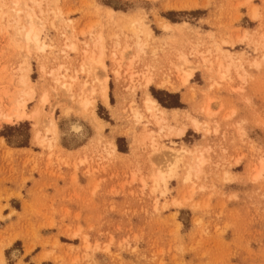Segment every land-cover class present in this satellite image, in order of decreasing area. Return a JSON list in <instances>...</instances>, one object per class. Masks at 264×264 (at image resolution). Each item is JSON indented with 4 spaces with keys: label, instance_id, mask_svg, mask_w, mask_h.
I'll use <instances>...</instances> for the list:
<instances>
[{
    "label": "rangeland",
    "instance_id": "374dc122",
    "mask_svg": "<svg viewBox=\"0 0 264 264\" xmlns=\"http://www.w3.org/2000/svg\"><path fill=\"white\" fill-rule=\"evenodd\" d=\"M43 6L50 15L36 13L48 47L28 52L14 18L1 14L10 4L0 3L2 264H264V0ZM99 35L105 68L83 70L90 53L100 55ZM26 76L30 118L7 124ZM165 78L174 90L159 88ZM106 79L109 105L92 94ZM146 93L172 106H163L166 128L146 112ZM86 99L92 106L83 108Z\"/></svg>",
    "mask_w": 264,
    "mask_h": 264
},
{
    "label": "bare ground",
    "instance_id": "6f19581e",
    "mask_svg": "<svg viewBox=\"0 0 264 264\" xmlns=\"http://www.w3.org/2000/svg\"><path fill=\"white\" fill-rule=\"evenodd\" d=\"M47 1H49V0H0V3H3L4 4V6H7V4H10V9H7L6 11H3V12H1V14L3 15V16H5V15H8V14H11L10 16L11 17H13L14 18V22H15V31H16V33H17V35H18V37L26 44V48H27V50H28V52L32 49V48H34V50L35 49H37V50H39V51H44L47 47H48V45H46V43H45V41L42 39V30H41V26H42V23H43V19H40L39 18V16L37 15V13H36V9L39 11V15L40 16H46V15H50L49 14V12L48 11H46L45 9H44V3L45 2H47ZM61 11H58V12H55V14H54V18L56 19V20H59V21H62V17H61V13H60ZM109 13L110 14H115V11L114 10H111V9H109ZM255 13V12H254ZM108 16H109V14H108ZM138 20H140V19H138ZM142 20V19H141ZM140 20V21H141ZM21 22H24V25H22L21 24ZM62 22H64V21H62ZM61 23V22H60ZM132 23H138V26L137 27H139V21L138 22H132ZM132 23H130V25L132 24ZM144 23V22H143ZM142 23V24H143ZM64 24V23H63ZM142 24H140V26L142 25ZM66 26H68V24L66 23L65 24ZM144 25V24H143ZM147 25V24H146ZM161 25V24H160ZM164 25V24H163ZM132 26V25H131ZM130 26V27H131ZM162 26V25H161ZM172 26V24H170V23H166L165 25H164V27H165V29H168V28H170ZM129 27V26H128ZM145 27H147V26H142V28L144 29ZM134 28V27H133ZM140 28V27H139ZM63 29V28H62ZM145 29H147V28H145ZM133 30H135V29H133ZM64 31V30H63ZM73 31V30H72ZM136 31V30H135ZM134 31V32H135ZM138 31V30H137ZM137 31H136V35H135V37L137 38L138 36V34H137ZM146 31V30H145ZM139 32V31H138ZM143 32V34H145L144 36H148V34L147 33H144V31H142ZM146 32H149V34L151 33V31L149 30V28L147 29V31ZM133 33V32H132ZM140 34H142V33H140ZM245 35H247L246 33H245ZM102 35H99V36H97V38H96V40H93V43H92V48H96L95 50H97V49H99L98 50V52L100 51V55L98 56H96V57H93V52H92V50H91V52L92 53H90V55H89V53L87 52V51H85V53H87L88 55H89V57H87V58H85L86 60H85V63L82 65V68H83V70L85 69V68H87L88 66L89 67H100V68H105V63H104V60H103V40H102V37H101ZM116 37H117V35H116ZM244 37V36H243ZM247 37V36H246ZM263 37H264V35H263ZM72 38V37H71ZM243 39H246L245 37L243 38ZM68 40V39H67ZM71 40V39H70ZM68 42H69V40H68ZM135 43H137V44H135V46H137V48H138V50L139 49H141V47H144L142 44H140L139 42H137V39H136V42ZM116 44V43H115ZM87 45V44H86ZM66 48H68V49H70V50H73V51H76L77 50V45L75 44V43H73V42H69V44H66ZM90 49V48H89ZM125 49H127V47H125ZM137 52V51H136ZM91 54H92V57H91ZM99 54V53H98ZM112 55V54H111ZM115 56H113L114 57V62H115V65H116V67L117 66H119V64H120V62L123 60V57L122 58H120L121 56H117V54L115 53L114 54ZM86 55H84V57H85ZM94 56H95V54H94ZM180 58H182L181 59V65H185V64H187L188 63V61H187V58L186 57H180ZM84 60V59H83ZM131 60V59H130ZM131 63L133 62V60H131L130 61ZM87 64V65H86ZM96 65V66H95ZM87 66V67H86ZM85 67V68H84ZM88 67V68H89ZM86 70V69H85ZM104 70V69H103ZM43 71V70H42ZM181 71V70H180ZM117 75H119V73H118V70H116V72H115ZM193 71H190V72H184V75L181 77L180 76V78H181V84H183V85H186L190 80H191V78L193 77ZM119 77V76H118ZM145 79H146V76H143ZM150 78V77H149ZM29 80H30V78H29V76H26V77H23V79L21 80L20 79V82H21V87L23 86V88H26L24 91H21V95H20V98H22V100H21V102H18V103H16L17 104V106L15 107V108H13V110H14V112L12 113L11 111H10V114H8L7 116H5V118H6V123L8 124H13V123H15V122H19V121H21V120H24L25 118H30V115L29 116H27L26 115V113H25V107H26V101L25 100H23V97L25 98V97H31V96H33V93H34V91H33V89L30 87V85H29ZM146 81V82H145ZM144 81V83H145V86L144 87H148L150 84H151V82H152V80L151 79H147V80H145ZM98 83V82H97ZM158 83V82H157ZM170 83H169V81H167V78H165V80H162V82L160 83V85H159V88L160 89H168V90H170L171 88L170 87H172V85L170 86L169 85ZM66 86V85H65ZM158 86V85H157ZM20 87V88H21ZM65 89L66 90H68V92H72V84H69L68 86H66L65 87ZM175 89V88H174ZM173 89V87H172V90H174ZM109 91V87H108V84H107V79L105 80V81H101V82H99V84H98V87H97V90H94L93 89V92H92V94L94 95V92H96V94L102 99V101L104 102V104L105 105H109V95H108V92ZM147 92V91H146ZM20 93V92H19ZM42 96H44L43 94H42ZM44 98H46V94H45V97ZM73 98V97H72ZM144 107H145V110H146V112L148 113V115L155 121V123H156V125H159L160 127H165V124H166V122H167V114L169 113V111H167V109L166 108H164L163 106H161L158 102H157V100L154 98V97H152L151 96V94L150 93H146V95L144 96ZM42 99H43V97L41 98V103H42ZM30 100H31V98H30ZM28 101V100H27ZM45 102V101H44ZM44 102L42 103V104H44ZM92 102L93 101H90V100H88V99H86V100H84L81 104H82V107L84 108V107H86V106H88V105H91L92 104ZM93 105H94V103H93ZM92 106V105H91ZM37 110V109H36ZM133 110V109H132ZM131 110V111H132ZM134 112V117H136L138 120H140L141 119V114L140 113H138L137 112V110L135 111H133ZM172 112H177V110H174V111H172ZM34 113H35V111H34ZM146 113V114H147ZM36 114H38V111H36ZM94 114V113H93ZM35 115V114H34ZM95 115V114H94ZM133 115V114H132ZM32 117H34L33 115H31ZM148 116V117H149ZM4 117V116H3ZM96 117V116H95ZM188 117V116H187ZM150 118V119H151ZM96 119V118H95ZM99 121V120H98ZM102 121V120H101ZM100 123V122H99ZM192 126L193 127H195V128H198L199 127V125H200V123L196 120V119H192ZM51 127V132L52 133H55L56 132V127H55V124H53V123H51V125H50ZM98 126V125H97ZM100 126V125H99ZM98 126V128H100ZM103 126V125H102ZM166 128V127H165ZM173 128V127H172ZM172 128H170L171 129V131H172ZM72 129L74 130V131H76V132H78V131H80V126L79 125H77V124H75V125H73L72 126ZM101 129V128H100ZM99 129V130H100ZM160 129H162V128H160ZM47 130H49V129H47ZM170 131V134H173V132H171ZM177 132V133H176ZM37 133V134H36ZM35 133V138H36V140H39L38 142L40 143V144H44L45 143V138L44 139H40V137H39V133L38 132H36ZM175 135L176 136H178V137H183L184 135H185V133H186V127H182V128H180V129H176V131H175ZM148 134V133H147ZM153 134V133H152ZM148 137V136H147ZM149 138H152L151 136L149 137ZM150 140V139H149ZM156 143V142H155ZM37 144V143H36ZM157 144V143H156ZM151 145H153L152 144V142H151ZM48 145H46V147H47ZM112 147H113V150L116 152V145H115V143L113 142L112 143V145H111ZM181 151V150H180ZM166 152V151H165ZM168 152H171V151H168ZM167 152V153H168ZM174 154V153H173ZM179 154L181 155L182 153H180L179 152ZM195 154V153H194ZM170 156H172V155H170ZM178 156V155H177ZM195 156V155H194ZM200 156V155H199ZM176 157V156H175ZM195 158V157H194ZM192 160V159H191ZM196 160V161H195ZM195 162L197 163V165L200 167V165H202L203 164V160H202V158H200V157H198L197 159L195 158ZM196 166V165H195ZM191 170H189V172H188V174H187V176H186V181L187 180H190V174H191V171H192V167L190 168ZM193 169H196V167L195 168H193ZM197 170V169H196ZM194 171V170H193ZM229 177V176H228ZM155 181L158 183V181H161L162 182V184L164 185V186H166L167 184V181H166V179H165V177H163V175H158L156 178H155ZM2 262V259H1V257H0V263Z\"/></svg>",
    "mask_w": 264,
    "mask_h": 264
},
{
    "label": "trees",
    "instance_id": "16d2710c",
    "mask_svg": "<svg viewBox=\"0 0 264 264\" xmlns=\"http://www.w3.org/2000/svg\"><path fill=\"white\" fill-rule=\"evenodd\" d=\"M156 99L159 101V103L161 104V106H164V107H166V108L172 107V106L166 105V104L163 102V100H161V99H159V98H157V97H156Z\"/></svg>",
    "mask_w": 264,
    "mask_h": 264
},
{
    "label": "crops",
    "instance_id": "0c3cea01",
    "mask_svg": "<svg viewBox=\"0 0 264 264\" xmlns=\"http://www.w3.org/2000/svg\"><path fill=\"white\" fill-rule=\"evenodd\" d=\"M110 102V101H109ZM116 150H117V146H116ZM0 257H1V259H2V256L0 255ZM3 263V259H2V262L0 263V264H2Z\"/></svg>",
    "mask_w": 264,
    "mask_h": 264
}]
</instances>
